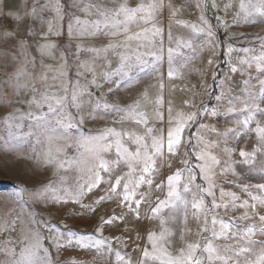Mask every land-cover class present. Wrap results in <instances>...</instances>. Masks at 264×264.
<instances>
[{
	"label": "snow or ice",
	"instance_id": "6c2138e0",
	"mask_svg": "<svg viewBox=\"0 0 264 264\" xmlns=\"http://www.w3.org/2000/svg\"><path fill=\"white\" fill-rule=\"evenodd\" d=\"M80 3L83 5L80 11L92 18L81 19L80 16L73 14L67 20V33L69 37L76 38L98 35L115 38L102 49H88L97 56L101 52L108 53L111 50L119 57L118 69L115 73L106 74V77L115 74L124 77L128 83H133L139 78L140 73H147L150 76L160 73V62L165 49L161 38L162 29L155 21L160 9L164 6V0H147L146 3L140 0L135 6H131L129 0H109V2L101 0L99 3H93L92 0H80ZM73 6L77 4L74 3ZM231 6V4L226 5L225 9ZM197 7L206 9V0H198ZM212 7H217L216 0H213ZM46 10L54 15L51 18L45 17L43 13ZM179 10L174 8L173 16ZM65 16L67 12L61 0H44V3H41V0H34L31 11H28L25 5L24 16L17 14L14 18L18 21H23L25 17L31 18L32 23L27 26V35L41 36L45 42L37 43V50L42 56H51L56 45L49 40V36L61 34ZM257 17L259 20L256 19ZM237 18H242L245 23H264V0H239ZM200 19L204 24L203 27L197 25L191 27L194 32L206 36L204 45H201V51H203L205 46L215 47L214 33L211 26L205 23L204 17ZM45 25L46 30H44ZM132 25H138L139 30L131 32ZM38 26L39 30H37ZM0 39L16 40L21 52H25L29 46L25 39L17 40L15 31H5ZM169 40L171 41L170 33ZM182 49H191V54L184 53ZM233 50L231 47L228 49L229 53ZM242 51L256 53L257 50L245 48ZM195 52L196 49L188 40H177L175 47L169 46L167 48L168 77L173 78L174 75H178L179 69L191 63L195 59ZM61 59L63 60L64 57L62 56ZM30 62L34 63V59ZM212 63L213 61L209 59L208 64L212 65ZM240 63L249 69L255 66L256 72L260 75L248 76L244 82L242 96L234 94L227 98V113H241L237 119L239 127L217 134V138L223 139L226 145L231 137L238 140L248 132L255 133L258 147L252 152L241 149L239 161L232 159L234 149L226 146L223 151L227 159L221 161L211 151L219 145L191 131L192 124L197 122L204 110L173 113V109L168 107L165 123L162 110L163 98L158 96L155 101H151L147 90L142 93L141 100L154 104V116L160 127L148 126L147 113L140 110L141 100H136L127 107L113 105L111 108L119 114L116 123L132 121L136 125H143V133L118 131L108 127L96 133L85 134L82 132L84 116H78L77 113L82 110V97L87 94V88L78 79L74 83L66 79L68 75L66 61L56 69L49 68L54 72L53 83L47 84L42 92L36 89L35 84L31 85L34 95L30 105L41 110L45 107L47 109V111H41L40 115L28 113L27 118L33 121L32 130L26 135L15 131L21 127L20 120L24 118L20 116V119H16V113L8 117L3 125L8 136H11L13 140L18 141L35 136L37 143L45 145L41 154L42 162L45 166H52L55 169L54 174H66L75 169L80 175L71 185L66 184L65 175H59V184L50 182L33 189L18 188L15 201L22 207L21 202L26 195L37 203L46 202L49 199L65 202L70 199L79 203L87 193H91L93 189L105 182L104 176L101 175L105 173L108 178V189L105 196H101L96 203L116 199L118 206L126 207L136 219H140L141 205L148 204L146 218L159 222L158 232H147L146 246L142 249V257L138 264H264V195L252 194L249 186L245 185L242 191L250 197L252 201L250 204L248 199L241 201L240 196L235 192L221 188L217 197L215 191L218 176L229 172L235 175L236 163L253 166L257 153L264 152V123H262L264 121V107H262L264 105V78H262L264 77V44L260 45L258 54L249 55L241 59ZM79 67L89 72L93 70L87 63H82ZM231 70L237 71L235 67ZM27 74L26 69H21L12 83L16 84L18 89L29 87L27 83L23 85L18 83L19 78ZM213 79L215 80V76ZM41 81L46 83L47 76H42ZM162 88L163 84H160V89ZM222 98H224L223 93L217 96V100ZM185 103L193 109L197 107L195 103L189 104L187 101ZM108 107L105 104L106 110ZM210 114L215 116L218 112L213 109ZM253 124H255L254 128L251 127ZM198 127L208 126L200 124ZM210 130L215 131L214 128ZM5 142L9 141L6 139ZM130 145H134V149ZM74 146L78 150L83 148L84 152L69 157L67 149ZM15 147H19V144ZM181 149L184 150L181 159L184 167L168 175L166 180L162 178L156 182V176L160 171L158 161H163L165 156L180 155ZM113 150L115 157L105 159V154ZM218 167L221 168L219 173L216 171ZM124 168L127 169L126 172ZM260 171L264 173V163L260 165ZM198 178L203 183H197ZM142 186L147 187L146 192L140 190ZM153 186L154 190L162 193L163 196H157L150 202L148 193L153 191ZM251 187L264 193V183ZM221 208L225 210L242 208L244 212L239 217L224 219L216 211ZM189 216L198 223L199 230L196 235L199 237L203 233H208L207 236L195 242L185 241L186 233L191 231L187 226ZM120 219H122L120 216H112L110 219L101 218L95 233L80 235L77 242L81 246L88 244L101 256L114 254L115 264H131L126 254L113 248V241L120 242V238H108L103 235L105 225H111ZM17 221L20 224L18 242L21 246L17 251L15 242L8 240L0 251V255L5 258L2 264H54V260L49 255V249L41 242V233L37 228L40 222L33 218L25 221L20 214H17L13 221L5 223V229L15 231ZM43 223L48 231L55 235L53 243L59 248L61 245L58 230L50 222ZM177 223L181 224L179 238L184 241V247L173 252L170 250L171 237L175 235V232L169 225ZM67 236L76 237L77 234L69 231ZM216 241H223V243L218 244ZM256 245H259L258 253L255 251ZM253 255L255 259L251 258ZM72 264L76 262L73 261Z\"/></svg>",
	"mask_w": 264,
	"mask_h": 264
},
{
	"label": "rangeland",
	"instance_id": "374dc122",
	"mask_svg": "<svg viewBox=\"0 0 264 264\" xmlns=\"http://www.w3.org/2000/svg\"><path fill=\"white\" fill-rule=\"evenodd\" d=\"M33 2L34 0H0V10H2L0 11V38H2L5 31H15L17 40L25 39L29 45L25 52H21L16 40L4 41L0 39V251H2L8 240L15 242V247L17 251L19 250L21 246L18 242L20 238L19 221H17L15 231L6 230L5 223L13 221L17 214H20L25 221L33 218L40 222L37 228L41 233V242L44 247L49 249V255L54 260V264H72L73 261L76 264H115L114 254L111 256L98 255L95 249L86 243L81 246L77 240L80 235L94 234L101 218L110 219L112 216H120L122 219L104 226L103 235L108 238L119 237L120 242L113 241V248L119 250L122 254H126L131 264H138L142 257V249L146 246L147 232L159 231V222L146 218L148 204L141 205L140 219H136L135 215L128 212L126 207H119L116 199L96 203L101 196H105L108 189L107 174L101 173L105 178V182L98 188L93 189L91 193H87L79 203L70 199L66 202L49 199L46 202L37 203L25 195L21 207V204L15 201V193H17L18 188L33 189L47 185L50 182L59 184V175H65L66 184L71 185L80 174L75 169L66 174H54L55 169L52 166H45L42 162L41 154L45 145L37 143L35 136L18 141L13 140L11 136H8L3 122L13 113H16V119H20V116L24 118L20 120L21 127L15 131L26 135L32 130L33 121L27 118L28 113L40 115L41 111H47V109L45 107L41 110L30 105L34 95L31 91V85L35 84L36 89L41 92L44 91L47 84L53 83L52 76L54 72L50 71L49 68L56 69L66 61L68 73L66 79H70L73 83L78 79L87 88V94L82 97V110L77 113L78 116H84L83 133H96L108 127L115 128L118 131L143 133V125H136L132 121L116 123L119 114L115 113L111 106L127 107L136 100H141L142 93L147 90L151 101H155L158 96L163 98L162 110L164 111L165 123L168 107L173 109V113L176 111L204 110L198 117L197 122L192 124L191 131L202 135L210 142L215 141L219 146L212 148L211 151L221 161L227 159L223 151L225 146L234 149L232 159L239 161L241 159L239 157L241 149L252 152L258 147L255 133L248 132L238 140L231 137L226 145L223 139L217 138V134L225 133L230 128L239 127L237 119L241 116V113H227V98L234 94L242 96L244 94V82L248 76L256 77L260 75L256 72L255 66L249 69L242 65L240 60L259 53L260 45L264 44V23H245L242 18L238 19L239 0H219V3H221L220 14L225 23L224 25L231 27L228 26L229 28L226 29L222 26L225 36L223 39L219 37L221 40H217L219 43V47L215 48L217 53L207 55L208 46H205L201 51V45H204L205 42L203 35L194 32L191 27L195 24L190 20L191 6L189 4L195 5L197 0H170L172 5L175 4L180 9L177 12L178 16L173 21L171 17L168 20L167 18L162 19L161 23L155 21L157 26L162 29L161 38L165 49L160 62V73L151 76L147 73H140L135 82L128 83L124 77L119 75L113 74L106 77V74L115 73L119 67V57L113 54L111 50L108 53L101 52L99 56L88 51L90 48L102 49L109 42H113L115 38L101 35L87 38L69 37L67 33L68 17L75 14L80 16L81 19L92 18L87 17L85 13L80 11V7L83 6L80 0H61L65 12H67V16L62 22L61 34L49 36V40L56 47L51 56H42L37 50V43H44L43 38L36 35H27V26L32 23L31 18L25 17L23 21L14 18L17 14L24 16L25 5H27V10L31 11ZM92 2L99 3L101 0H92ZM105 2H109V0H105ZM139 2L140 0H129L131 6ZM144 2L146 3L147 0H144ZM41 3H44V0H41ZM74 3L77 6L74 7ZM229 4L232 6L225 9V6ZM172 7L174 9V6ZM160 11L156 19L160 16ZM43 15L51 18L54 13L46 10ZM256 19L259 20L258 17ZM220 24V21H216L215 25H211L216 37L218 36L213 27ZM185 25L188 26L185 27ZM138 29L134 25L130 28L133 33ZM37 30H39V26ZM44 30H46V25ZM169 33L171 34V41L169 40ZM177 40H188L193 44L196 49L195 59L186 67L179 69L178 75L169 78L167 75V48L169 46L175 47ZM223 47L224 52L222 54L221 51L219 55V48L223 50ZM229 47L234 49L231 53L228 51ZM245 48H255L257 51L256 53H246L242 51ZM182 51L191 54V49H182ZM62 56L64 57L63 60L61 59ZM33 59L34 63L30 62ZM209 59L213 61L212 65L208 64ZM82 63L91 65L93 70L89 72L84 68H80L79 65ZM233 67L237 69L236 72L231 70ZM21 69H26L28 74L21 76L18 83L21 85L27 83L29 87L18 89L12 81ZM44 75L47 76L46 83L41 81V77ZM213 76H215V80ZM160 84H163L162 89H160ZM222 93L224 98L217 100V96ZM186 101L189 104L195 103L196 109L189 107L185 103ZM98 102L99 106H97ZM237 103L239 105V102ZM105 104L109 106L107 110ZM213 109L218 112L215 116L210 114ZM140 110L147 113L148 126H161L154 116L153 103H145L141 100ZM73 111L75 112V110ZM200 124L208 127H198ZM251 127L254 128L255 124ZM213 128L215 131L210 130ZM6 139L9 142H5ZM17 144H19V147H15ZM130 147L134 149V145H130ZM183 151L181 149L180 155L165 156L163 161H158L160 171L156 176V182H159L162 178L166 180L168 175L184 167L181 163ZM67 152L69 157H73L83 153L84 149L78 150L74 146L67 149ZM114 157V150L105 154V159ZM192 159L194 160V157ZM262 163H264V152L257 153L253 166L249 167L242 163H236L234 165L235 175L229 172L223 176H218L215 189L217 197L220 189L223 188L225 191L235 192L240 196L241 201L248 199L251 204L250 197L242 191L245 185L249 186V191L252 194L264 195L255 187H251L264 183V173L260 171ZM126 171L127 169L124 168V172ZM216 171L219 173L221 168L218 167ZM197 183H203V181L198 178ZM140 190L146 192L147 187L142 186ZM157 196L162 197L163 194L155 191L153 186V191L148 193V200L150 202L154 201ZM208 201H211L210 197ZM93 209L95 210L93 211ZM216 211L224 219H228L229 217L241 216L244 209L229 208L225 210L221 208ZM225 211H227V215H225ZM45 221L50 222L58 230L59 244L61 245L59 248L53 243L55 235L48 231L43 223ZM169 226L175 232V235L171 237L172 247L170 250L176 252L184 247V241L179 238L181 224L177 223ZM187 226L191 231L186 233L185 241L195 242L208 235V233H203L199 237L196 235L199 226L191 216H189ZM69 231L75 232L77 236L68 237L67 233ZM216 243H223V241H216ZM255 251L259 252V245H256ZM251 258L255 259V255ZM4 259L0 255V264Z\"/></svg>",
	"mask_w": 264,
	"mask_h": 264
},
{
	"label": "crops",
	"instance_id": "0c3cea01",
	"mask_svg": "<svg viewBox=\"0 0 264 264\" xmlns=\"http://www.w3.org/2000/svg\"><path fill=\"white\" fill-rule=\"evenodd\" d=\"M206 2H207V8L206 9L203 8V7H197L198 0L195 3V5H193L192 3L189 4L191 6L190 7L191 11L189 12L190 13V20H192L194 22V24L198 25L199 27H203L204 26V24L201 23V19H200L201 17H204L205 23L207 25H209V26H211L213 24L215 25L216 21H220V23H221L220 25L223 26L224 28L228 29L229 27H231L229 25H227V27H226V25H224L225 23L222 20V16L220 14V7H221L220 5H221V3H219V0H216L217 7H215V8L212 7L213 0H206ZM172 6H174V8H177V6L175 4L172 5L170 3V0H164V6H163L164 8H161V11L163 10V12L160 11V16L156 19L157 20L156 22H160L161 23L162 19L167 18V20H168L170 17L172 18V21H173L174 18H176L178 15L176 13V15L173 16V14H172L173 13V7ZM217 18H219V19H217ZM134 27L135 28H139L138 25H134ZM202 35H203V38L206 40V36L204 34H202ZM218 39H220V38L216 37V35H214L213 43H214L215 47L208 46L207 55H211V54L215 55V53H217V50L215 51V48L219 47V43L217 41ZM221 51H222V54H223L224 47H223V50H221V48H219V55H220Z\"/></svg>",
	"mask_w": 264,
	"mask_h": 264
},
{
	"label": "built area",
	"instance_id": "2783aa9c",
	"mask_svg": "<svg viewBox=\"0 0 264 264\" xmlns=\"http://www.w3.org/2000/svg\"><path fill=\"white\" fill-rule=\"evenodd\" d=\"M213 29L216 31L217 35L219 36H222L224 37L225 36V31H224V28L219 25V26H214Z\"/></svg>",
	"mask_w": 264,
	"mask_h": 264
}]
</instances>
